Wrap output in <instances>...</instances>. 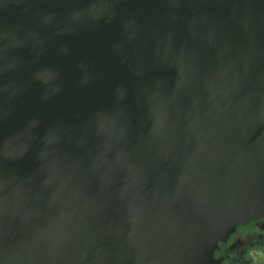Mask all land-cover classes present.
Here are the masks:
<instances>
[{
    "label": "water",
    "instance_id": "1",
    "mask_svg": "<svg viewBox=\"0 0 264 264\" xmlns=\"http://www.w3.org/2000/svg\"><path fill=\"white\" fill-rule=\"evenodd\" d=\"M264 219V0H0V264H219Z\"/></svg>",
    "mask_w": 264,
    "mask_h": 264
},
{
    "label": "flooded vegetation",
    "instance_id": "2",
    "mask_svg": "<svg viewBox=\"0 0 264 264\" xmlns=\"http://www.w3.org/2000/svg\"><path fill=\"white\" fill-rule=\"evenodd\" d=\"M214 259L219 264H264V219L237 225L218 242Z\"/></svg>",
    "mask_w": 264,
    "mask_h": 264
}]
</instances>
